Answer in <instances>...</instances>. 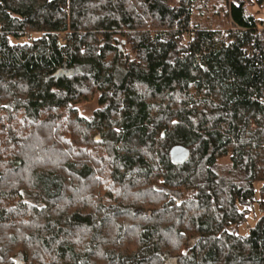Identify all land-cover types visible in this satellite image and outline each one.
<instances>
[{
    "label": "trees",
    "instance_id": "1",
    "mask_svg": "<svg viewBox=\"0 0 264 264\" xmlns=\"http://www.w3.org/2000/svg\"><path fill=\"white\" fill-rule=\"evenodd\" d=\"M259 197L243 0H0V264H264Z\"/></svg>",
    "mask_w": 264,
    "mask_h": 264
},
{
    "label": "rangeland",
    "instance_id": "2",
    "mask_svg": "<svg viewBox=\"0 0 264 264\" xmlns=\"http://www.w3.org/2000/svg\"><path fill=\"white\" fill-rule=\"evenodd\" d=\"M233 1V0H232ZM245 2V10L248 15H252L257 20H264V8L258 7L254 4V0H243ZM36 36V35H31ZM120 44V40L118 42ZM96 109V102L93 101L91 103L78 106V111L81 116L88 117L94 110ZM226 162V160L222 161V163ZM260 201H264V197H259ZM251 215L248 219V223L241 229V233L244 234L248 227H251L254 223V218Z\"/></svg>",
    "mask_w": 264,
    "mask_h": 264
},
{
    "label": "water",
    "instance_id": "3",
    "mask_svg": "<svg viewBox=\"0 0 264 264\" xmlns=\"http://www.w3.org/2000/svg\"><path fill=\"white\" fill-rule=\"evenodd\" d=\"M61 71L62 70H60L59 73ZM188 156H189L188 150L182 146H175L170 150V159L171 162L175 165H181L185 163L188 159ZM174 194L177 195V193Z\"/></svg>",
    "mask_w": 264,
    "mask_h": 264
},
{
    "label": "built area",
    "instance_id": "4",
    "mask_svg": "<svg viewBox=\"0 0 264 264\" xmlns=\"http://www.w3.org/2000/svg\"><path fill=\"white\" fill-rule=\"evenodd\" d=\"M32 38L30 36H28L27 40L30 41Z\"/></svg>",
    "mask_w": 264,
    "mask_h": 264
}]
</instances>
